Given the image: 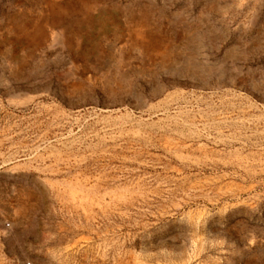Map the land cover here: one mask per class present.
<instances>
[{
	"label": "rangeland",
	"instance_id": "rangeland-1",
	"mask_svg": "<svg viewBox=\"0 0 264 264\" xmlns=\"http://www.w3.org/2000/svg\"><path fill=\"white\" fill-rule=\"evenodd\" d=\"M0 264H264V0H0Z\"/></svg>",
	"mask_w": 264,
	"mask_h": 264
},
{
	"label": "bare ground",
	"instance_id": "bare-ground-1",
	"mask_svg": "<svg viewBox=\"0 0 264 264\" xmlns=\"http://www.w3.org/2000/svg\"><path fill=\"white\" fill-rule=\"evenodd\" d=\"M181 162H183V164L185 165H197L198 167H200L203 170L209 169L211 167V165L209 164V161H203L201 159H198L197 161H193V159L191 157H185V156H181V155H177L176 156Z\"/></svg>",
	"mask_w": 264,
	"mask_h": 264
}]
</instances>
